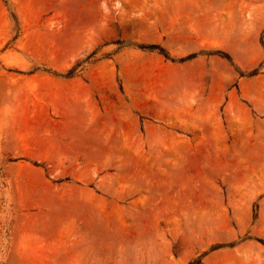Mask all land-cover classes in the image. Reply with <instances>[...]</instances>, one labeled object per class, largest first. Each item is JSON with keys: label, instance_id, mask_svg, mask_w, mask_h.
Returning <instances> with one entry per match:
<instances>
[{"label": "rangeland", "instance_id": "obj_1", "mask_svg": "<svg viewBox=\"0 0 264 264\" xmlns=\"http://www.w3.org/2000/svg\"><path fill=\"white\" fill-rule=\"evenodd\" d=\"M0 264H264V0H0Z\"/></svg>", "mask_w": 264, "mask_h": 264}]
</instances>
